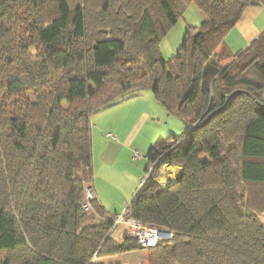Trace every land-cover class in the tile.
Wrapping results in <instances>:
<instances>
[{
  "label": "trees",
  "instance_id": "trees-1",
  "mask_svg": "<svg viewBox=\"0 0 264 264\" xmlns=\"http://www.w3.org/2000/svg\"><path fill=\"white\" fill-rule=\"evenodd\" d=\"M189 1L204 19L166 59ZM252 5L264 0H0V264H94L131 248L149 264H264V32L237 55L224 44ZM143 89L185 125L149 147L125 211L174 232L151 248L127 230L114 239L95 194L84 208L91 117Z\"/></svg>",
  "mask_w": 264,
  "mask_h": 264
},
{
  "label": "rangeland",
  "instance_id": "rangeland-1",
  "mask_svg": "<svg viewBox=\"0 0 264 264\" xmlns=\"http://www.w3.org/2000/svg\"><path fill=\"white\" fill-rule=\"evenodd\" d=\"M197 12H200L197 7H188V4H186L182 17L162 40L161 50L166 59H171L177 53L182 45L185 31L189 26H200L202 20H200L198 16L200 13ZM213 44L215 43L213 42L212 45ZM224 44L231 53V56L237 55L247 49L234 52L227 45L225 40ZM220 47H222V45ZM219 50L220 48L215 51L218 52ZM136 95L142 96L134 98ZM262 96L264 97V92ZM124 98L126 99L125 102L123 101ZM124 98L117 101V104L115 103L103 107L94 112L91 121L93 134H97L98 132L107 133L108 131H112V128H116L117 133L114 132V134L122 139L121 136H125L134 128H139V124H137L138 120L136 121V119L141 112L149 114L150 118L144 124L145 126L143 125L141 132H139L136 144V150L142 153L143 157L134 158L130 148L124 149L119 156V160L108 170L109 173L107 176L111 178V180H106L108 184L119 187L114 179L119 181L122 180L124 188L127 187L128 189H132L134 183L137 182L138 179L134 177V174H137V171L144 172L143 167L146 164L145 154L150 147L151 139L156 142L161 138L168 137L170 134H183L185 125L180 117L172 115L167 111L154 96L151 89L135 91L126 95ZM63 104L67 106L66 102ZM124 111H128V114L125 115ZM129 113L131 114L129 115ZM138 130L135 132L137 133ZM164 170H162L161 174H175L172 180H176V174H178L176 173V168L171 167L167 169V173ZM90 186H93L94 192L98 189H96V184L92 182ZM260 218L264 224V214H262ZM124 230V226L119 225L113 233V238L122 242ZM94 262L95 264H149L147 250L139 248L122 249V252L117 256L95 259Z\"/></svg>",
  "mask_w": 264,
  "mask_h": 264
},
{
  "label": "crops",
  "instance_id": "crops-1",
  "mask_svg": "<svg viewBox=\"0 0 264 264\" xmlns=\"http://www.w3.org/2000/svg\"><path fill=\"white\" fill-rule=\"evenodd\" d=\"M180 1L183 2V0ZM187 4L188 7H196L192 1H189ZM197 13H200L198 16L200 20L203 21V13ZM263 32L264 6L252 5L245 9L241 19L237 23L236 27L226 36L225 41L232 51L238 52L248 48V46L252 44L253 41H255ZM139 96L142 95H136L134 98ZM123 101L125 102L126 99L124 98ZM124 114L127 115L128 111H124ZM130 114L131 113H129V115ZM149 118V114L141 112L136 119V121L138 120L137 124H139V128H134L125 136H121L122 139L114 134V132L117 133L116 128H112V131H108L107 133L98 132L97 134H93L94 178L91 182L96 184V189H98L94 192L93 186H90L91 182L88 186L93 190L95 196L106 207L109 215H113L114 217L126 210L127 206L141 186L142 180L146 177V174L145 172L142 173L141 171H137V174H134V177L138 178L137 182L134 183V187H132V189H128L126 186V188H124L122 180L119 181L114 179L119 187L108 184L106 180H111V178L107 176L109 173L108 170L109 168H112L119 160V156L124 151V149L130 148L134 157V152L137 151L136 144L138 134L141 132L143 125L149 120ZM136 130H138L137 133L135 132ZM109 133L113 134L114 138L108 137L107 135ZM153 143L154 141L151 139L149 146H151ZM146 166L147 162L143 167V170H145ZM171 167L177 169L176 173H178L181 169V167L177 164L171 163L166 164L163 167V170L165 169L164 171L167 173V169ZM173 176H175V174H162V177L165 178L166 181L165 186L174 182V180H172ZM93 263L95 264L94 261Z\"/></svg>",
  "mask_w": 264,
  "mask_h": 264
},
{
  "label": "built area",
  "instance_id": "built-area-1",
  "mask_svg": "<svg viewBox=\"0 0 264 264\" xmlns=\"http://www.w3.org/2000/svg\"><path fill=\"white\" fill-rule=\"evenodd\" d=\"M108 137L114 138L113 134L109 133ZM143 157L139 151L134 152V158ZM162 172V170H161ZM162 181V179H160ZM145 178L142 180V184ZM160 181V183H161ZM162 184V183H161ZM94 197V192L90 188L86 191V201L84 208L87 211L92 210L90 200ZM126 211V210H125ZM125 211L118 214L114 220V225L111 230L113 234L119 225L124 226V229L128 231L130 236L135 237L138 240L139 245L144 248L156 247L160 242L171 240L174 236V232L168 228L160 227L157 225L143 224L132 218H126Z\"/></svg>",
  "mask_w": 264,
  "mask_h": 264
}]
</instances>
